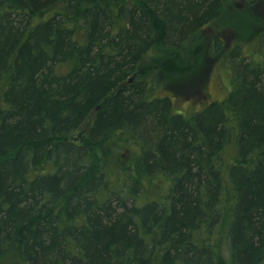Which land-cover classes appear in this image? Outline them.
I'll return each mask as SVG.
<instances>
[{
	"label": "trees",
	"instance_id": "16d2710c",
	"mask_svg": "<svg viewBox=\"0 0 264 264\" xmlns=\"http://www.w3.org/2000/svg\"><path fill=\"white\" fill-rule=\"evenodd\" d=\"M226 2L0 0V264H264V52L189 114L137 77Z\"/></svg>",
	"mask_w": 264,
	"mask_h": 264
},
{
	"label": "rangeland",
	"instance_id": "374dc122",
	"mask_svg": "<svg viewBox=\"0 0 264 264\" xmlns=\"http://www.w3.org/2000/svg\"><path fill=\"white\" fill-rule=\"evenodd\" d=\"M255 7L246 0H227L220 17L200 30L194 43L187 46L180 61L184 71L176 69L178 64L171 59L146 57L140 63L137 77L147 81L152 96H168L174 110L186 114L224 98L232 78L229 63L225 61L230 48L239 42L242 58L255 55L256 60L264 52V41L260 40L264 34V8L257 11ZM216 36L222 39V47L213 53L211 42ZM88 126L89 123L82 125L76 136L86 132ZM131 155L125 151L117 157L121 163L127 164ZM151 192L147 194L152 196Z\"/></svg>",
	"mask_w": 264,
	"mask_h": 264
},
{
	"label": "flooded vegetation",
	"instance_id": "af4514ba",
	"mask_svg": "<svg viewBox=\"0 0 264 264\" xmlns=\"http://www.w3.org/2000/svg\"><path fill=\"white\" fill-rule=\"evenodd\" d=\"M246 1H249V4L256 6L255 10H257V11H261L264 8V0H263V2H261L260 0H246ZM263 11H264V9H263ZM263 37H264V34L262 33L260 36L261 41H262ZM216 38H218L220 41L222 40L218 36H216ZM214 40H215V37L212 39L211 44L214 42Z\"/></svg>",
	"mask_w": 264,
	"mask_h": 264
},
{
	"label": "water",
	"instance_id": "95a60500",
	"mask_svg": "<svg viewBox=\"0 0 264 264\" xmlns=\"http://www.w3.org/2000/svg\"><path fill=\"white\" fill-rule=\"evenodd\" d=\"M134 80H135V75L132 76V77L129 79V82L132 83Z\"/></svg>",
	"mask_w": 264,
	"mask_h": 264
}]
</instances>
